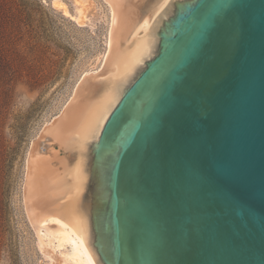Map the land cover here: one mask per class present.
Listing matches in <instances>:
<instances>
[{
  "label": "water",
  "instance_id": "95a60500",
  "mask_svg": "<svg viewBox=\"0 0 264 264\" xmlns=\"http://www.w3.org/2000/svg\"><path fill=\"white\" fill-rule=\"evenodd\" d=\"M55 9L85 26L92 0ZM110 48L32 142L25 206L96 264H264V0H106Z\"/></svg>",
  "mask_w": 264,
  "mask_h": 264
},
{
  "label": "rangeland",
  "instance_id": "374dc122",
  "mask_svg": "<svg viewBox=\"0 0 264 264\" xmlns=\"http://www.w3.org/2000/svg\"><path fill=\"white\" fill-rule=\"evenodd\" d=\"M77 17L70 0H60ZM85 26L53 0H0V264H52L38 248L24 206L32 142L107 52L110 9L92 0Z\"/></svg>",
  "mask_w": 264,
  "mask_h": 264
},
{
  "label": "bare ground",
  "instance_id": "6f19581e",
  "mask_svg": "<svg viewBox=\"0 0 264 264\" xmlns=\"http://www.w3.org/2000/svg\"><path fill=\"white\" fill-rule=\"evenodd\" d=\"M109 9H110L109 10L110 11V19H111L110 20V23H111L110 24V31H111V25H112V18H113V16H112V9H111L110 5H109ZM107 47H108L107 48V52L103 56L101 66L98 67L95 70H92L89 73H86L80 79V82H81V80L84 77L96 76V75H98L102 71V69L104 67V64H105V62L107 60L108 53H109V48H110V32H109V36H108V44H107ZM78 85H77V87H78ZM68 103L66 104V106L68 105ZM66 106L64 107L62 113L64 112ZM62 113H60V115H58L49 124H46L47 126L44 128L42 134L34 142H37L41 138V136L46 131V129H48L50 126H52L61 117ZM30 151H31V147H30L29 154H28L27 168H28V161H29ZM26 174H27V169H26ZM25 183H26V179H25ZM24 190H25V185H24ZM24 206H25V199H24ZM25 211H26L27 217H28V219L30 221V224L32 225V227L34 229V232H35V235H36V240H37V245H38L39 250L46 257L50 258L46 254V252L44 251V249L42 247L41 241H40V239L38 237V234H37V232L35 230V227H34V225L32 224V222L30 220V217H29L28 211L26 209V206H25ZM48 224H54V225H56L57 227H59L61 229V231H59V232H47L44 229H42L40 231V237L43 240V242L48 246V248H50L51 250L55 251L56 253H59V254L64 255L72 264H96L94 262L92 256H91L89 250L87 249L85 243L83 242V240L80 238V236L70 226H68L67 224L63 223L62 221H60L58 219H50V220H48ZM50 261L53 264L52 260H50Z\"/></svg>",
  "mask_w": 264,
  "mask_h": 264
}]
</instances>
